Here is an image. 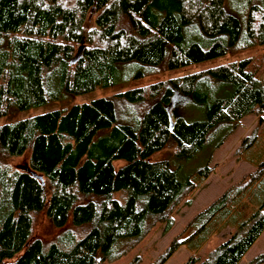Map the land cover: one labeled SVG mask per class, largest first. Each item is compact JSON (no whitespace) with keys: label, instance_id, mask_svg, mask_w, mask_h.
<instances>
[{"label":"trees","instance_id":"trees-1","mask_svg":"<svg viewBox=\"0 0 264 264\" xmlns=\"http://www.w3.org/2000/svg\"><path fill=\"white\" fill-rule=\"evenodd\" d=\"M263 44L264 0L233 13L224 0H0V117ZM178 96L201 117L185 118ZM246 115L263 122L264 52L0 125V264H104L155 223L167 231L172 210L211 173L207 164L183 173L182 162L211 154ZM263 174L264 160L198 212L190 239L230 217ZM263 201L184 264H236L264 229ZM40 214L58 230L51 239L31 235ZM246 264H264V254Z\"/></svg>","mask_w":264,"mask_h":264},{"label":"rangeland","instance_id":"rangeland-1","mask_svg":"<svg viewBox=\"0 0 264 264\" xmlns=\"http://www.w3.org/2000/svg\"><path fill=\"white\" fill-rule=\"evenodd\" d=\"M244 1L224 0V7L228 12L233 13L235 10H241L242 2ZM263 52L264 44L245 50L233 51L218 58L190 64L174 70L152 72L142 78L131 80L125 87L117 85L98 88L88 93L73 96L63 94L57 100L44 105L1 116L0 125L64 108L72 104L86 102L100 96H107L129 87L146 86L156 81H164L167 78L189 74L242 58H255ZM176 99L177 105H180V113L185 118L196 119L201 117L193 104L180 96ZM256 118L255 115H246L241 118L211 154H209L208 150H205L182 162L181 171L183 173H191L203 164H207L211 168V173L172 210L170 216L173 224L170 229L163 231V224L155 223L138 245L118 259L106 261L104 264H127L135 256L138 257V264H149L174 238L184 242L178 246L163 264H184L189 256H194L198 259L203 258L212 248L223 241L229 233L233 232L236 224L240 220L245 219L250 210L256 208V204L260 203L264 198V174L252 193L250 192L247 198H242L238 202L236 208L232 211V213H236H231L230 217H223L219 221L215 218L204 230L191 239L189 235L195 226L188 227L187 224L198 212L219 197L225 190L237 185L245 175L255 170L259 162L264 160V118L262 124H258ZM252 132H257L255 142L248 149L239 153L241 141L245 137L250 136ZM166 153H168L167 150L160 151L152 155L151 159H161L163 156L168 157ZM23 161L24 156H20L13 158L12 163H10L16 164ZM121 163L122 161H115L114 165L117 167ZM57 233L58 230L50 226L43 214L34 216L31 230L32 236L46 240L51 239ZM261 253L264 254V229L236 264H246L251 258Z\"/></svg>","mask_w":264,"mask_h":264},{"label":"water","instance_id":"water-1","mask_svg":"<svg viewBox=\"0 0 264 264\" xmlns=\"http://www.w3.org/2000/svg\"><path fill=\"white\" fill-rule=\"evenodd\" d=\"M80 49H81V46H79V47H78V50H77V52H76V55H75V56H77V55L79 54V52H80Z\"/></svg>","mask_w":264,"mask_h":264}]
</instances>
